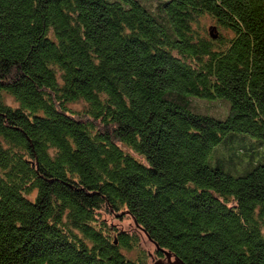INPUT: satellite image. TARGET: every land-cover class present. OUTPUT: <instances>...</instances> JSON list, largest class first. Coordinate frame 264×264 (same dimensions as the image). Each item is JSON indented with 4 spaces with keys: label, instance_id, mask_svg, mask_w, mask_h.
<instances>
[{
    "label": "trees",
    "instance_id": "16d2710c",
    "mask_svg": "<svg viewBox=\"0 0 264 264\" xmlns=\"http://www.w3.org/2000/svg\"><path fill=\"white\" fill-rule=\"evenodd\" d=\"M144 240L264 264V0H0V264Z\"/></svg>",
    "mask_w": 264,
    "mask_h": 264
},
{
    "label": "rangeland",
    "instance_id": "374dc122",
    "mask_svg": "<svg viewBox=\"0 0 264 264\" xmlns=\"http://www.w3.org/2000/svg\"><path fill=\"white\" fill-rule=\"evenodd\" d=\"M213 25H214L213 20H211L209 17H204V18H201L199 28L202 29V28L206 27V28L210 29V27H212ZM213 32H214V30H213ZM211 104H213L211 106V109L216 111L217 113H219V115H222L225 113L227 105H226V102H224L223 100H218V101L213 102ZM74 107L80 108L81 104H74ZM124 226H125V228L130 227L131 226L130 220H126ZM133 229L134 228L132 226V230ZM143 246H145L146 249L148 250V252L151 254V259L153 258L154 260H156V257L154 256V246L151 245L147 240L143 241ZM131 254L135 256L134 253H131Z\"/></svg>",
    "mask_w": 264,
    "mask_h": 264
},
{
    "label": "water",
    "instance_id": "95a60500",
    "mask_svg": "<svg viewBox=\"0 0 264 264\" xmlns=\"http://www.w3.org/2000/svg\"><path fill=\"white\" fill-rule=\"evenodd\" d=\"M166 260H156L153 264H186L179 257L174 256L171 252L166 251Z\"/></svg>",
    "mask_w": 264,
    "mask_h": 264
}]
</instances>
